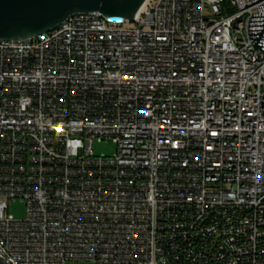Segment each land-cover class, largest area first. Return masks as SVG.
Segmentation results:
<instances>
[{
  "label": "built area",
  "instance_id": "obj_1",
  "mask_svg": "<svg viewBox=\"0 0 264 264\" xmlns=\"http://www.w3.org/2000/svg\"><path fill=\"white\" fill-rule=\"evenodd\" d=\"M257 12L146 0L0 40V264H264Z\"/></svg>",
  "mask_w": 264,
  "mask_h": 264
},
{
  "label": "water",
  "instance_id": "obj_2",
  "mask_svg": "<svg viewBox=\"0 0 264 264\" xmlns=\"http://www.w3.org/2000/svg\"><path fill=\"white\" fill-rule=\"evenodd\" d=\"M146 0H0V40L36 37L55 29L76 13L99 11L114 21H133ZM249 33L255 47L264 50V0H252Z\"/></svg>",
  "mask_w": 264,
  "mask_h": 264
},
{
  "label": "rangeland",
  "instance_id": "obj_3",
  "mask_svg": "<svg viewBox=\"0 0 264 264\" xmlns=\"http://www.w3.org/2000/svg\"><path fill=\"white\" fill-rule=\"evenodd\" d=\"M93 151L96 155H108L115 154L117 145L113 139H104L93 141ZM10 214L14 215L17 219H24L27 216V206L21 199L12 200L9 207ZM79 264H97L94 261H81Z\"/></svg>",
  "mask_w": 264,
  "mask_h": 264
}]
</instances>
